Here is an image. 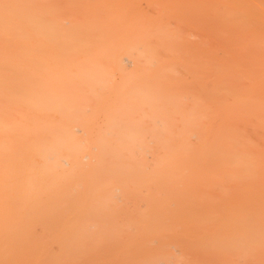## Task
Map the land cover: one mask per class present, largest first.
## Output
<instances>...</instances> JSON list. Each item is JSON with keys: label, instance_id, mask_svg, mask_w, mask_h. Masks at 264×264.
Segmentation results:
<instances>
[{"label": "bare ground", "instance_id": "1", "mask_svg": "<svg viewBox=\"0 0 264 264\" xmlns=\"http://www.w3.org/2000/svg\"><path fill=\"white\" fill-rule=\"evenodd\" d=\"M0 264H264V0H0Z\"/></svg>", "mask_w": 264, "mask_h": 264}]
</instances>
